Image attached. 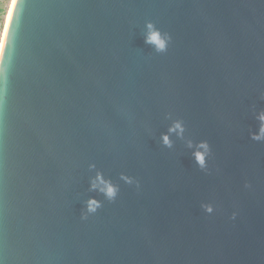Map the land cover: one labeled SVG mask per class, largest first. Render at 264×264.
Returning a JSON list of instances; mask_svg holds the SVG:
<instances>
[{"label":"water","instance_id":"1","mask_svg":"<svg viewBox=\"0 0 264 264\" xmlns=\"http://www.w3.org/2000/svg\"><path fill=\"white\" fill-rule=\"evenodd\" d=\"M8 27L0 264H264V0H18Z\"/></svg>","mask_w":264,"mask_h":264},{"label":"clouds","instance_id":"2","mask_svg":"<svg viewBox=\"0 0 264 264\" xmlns=\"http://www.w3.org/2000/svg\"><path fill=\"white\" fill-rule=\"evenodd\" d=\"M17 2H18V0H0V11L7 13L9 23L11 22V19H12V11L10 10V5H11V8L14 9ZM152 27L153 26L150 24L149 28H152ZM8 31H9V27L7 25L3 26L2 30H0V78H2V75H3L2 62H3L4 48H5V38L8 35ZM151 41L156 44L158 50L162 51L166 48V42L164 39L161 38V35L159 32H153L152 33ZM2 99H3V89L0 88V102H2ZM259 119L261 121H264V113H262L260 115ZM175 128H181V124L177 123L175 125ZM181 131H182V128H181ZM254 138L255 139L264 138V126H262L260 129V135L255 136ZM163 139H164V143L168 144L170 146L171 142L169 140V137L167 135H165ZM201 147H203L205 149V152L204 153L197 152L195 155H196V158H197L199 164L203 167L205 165V155L207 154L208 145H207V143H203L201 145ZM93 187H95V184L93 185ZM104 191L106 192V195L110 199L115 198V196L117 194V189L110 184L107 185V187L104 189ZM98 207H99V203L96 200L93 199V200L89 201V203H88V211L89 212H95ZM207 210L209 212H211L212 208L208 207Z\"/></svg>","mask_w":264,"mask_h":264},{"label":"trees","instance_id":"3","mask_svg":"<svg viewBox=\"0 0 264 264\" xmlns=\"http://www.w3.org/2000/svg\"><path fill=\"white\" fill-rule=\"evenodd\" d=\"M7 13L0 11V30L6 25Z\"/></svg>","mask_w":264,"mask_h":264},{"label":"bare ground","instance_id":"4","mask_svg":"<svg viewBox=\"0 0 264 264\" xmlns=\"http://www.w3.org/2000/svg\"><path fill=\"white\" fill-rule=\"evenodd\" d=\"M10 10L12 11V14H13V8H10ZM6 25L8 26L9 25V21H8V18H7V23H6Z\"/></svg>","mask_w":264,"mask_h":264},{"label":"rangeland","instance_id":"5","mask_svg":"<svg viewBox=\"0 0 264 264\" xmlns=\"http://www.w3.org/2000/svg\"><path fill=\"white\" fill-rule=\"evenodd\" d=\"M10 8H11V5H10ZM8 18V17H7ZM7 18H6V23H7Z\"/></svg>","mask_w":264,"mask_h":264}]
</instances>
